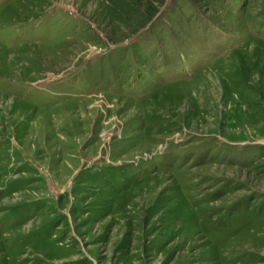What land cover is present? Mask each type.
<instances>
[{
	"label": "rangeland",
	"instance_id": "374dc122",
	"mask_svg": "<svg viewBox=\"0 0 264 264\" xmlns=\"http://www.w3.org/2000/svg\"><path fill=\"white\" fill-rule=\"evenodd\" d=\"M0 264H264V0H0Z\"/></svg>",
	"mask_w": 264,
	"mask_h": 264
}]
</instances>
